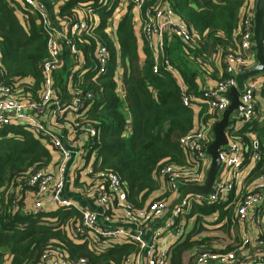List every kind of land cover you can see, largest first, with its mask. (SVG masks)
Here are the masks:
<instances>
[{
  "label": "trees",
  "instance_id": "16d2710c",
  "mask_svg": "<svg viewBox=\"0 0 264 264\" xmlns=\"http://www.w3.org/2000/svg\"><path fill=\"white\" fill-rule=\"evenodd\" d=\"M157 1L172 9L192 33L188 42L179 36L165 35L163 54L157 61L143 36L142 46L137 41L133 19L136 9L131 2L119 17H114L115 5H104L102 0H67L56 12L59 22L65 24L69 17L76 18L80 11L89 10L91 25L87 31L72 36L66 25V34L78 50L81 63L73 71V62L67 54L51 74L53 88L55 95L64 101L75 91L80 106L75 117L69 110L62 112L56 121L66 124L58 126L54 120L51 129L54 127L55 132L63 129L69 144L77 145L74 157L78 155L85 161L84 180L79 182L76 175L73 181L80 188L79 195L88 191L92 196L98 179L105 181L102 174L115 175L132 210L145 208L154 201L166 204L173 201L175 195L159 171L166 164L189 165L180 138L204 123L210 127L206 146L213 141L218 116L203 104L184 106L181 86L185 94L199 100L201 84L196 80L199 74L214 81L220 72L222 77L225 75L223 69L216 73L208 65H212L215 56L223 57L228 48L236 46L235 32L245 4V0H145L141 17ZM47 40L40 17L23 0H0V82L10 87L21 101L41 103L42 66L49 56ZM100 47L106 50L103 72L98 70L96 58ZM200 57L205 58L206 68L200 66ZM155 65L157 73L152 72ZM46 107L47 112H53L49 105ZM194 108L198 109L196 113ZM66 115L71 116L65 119ZM87 126L94 127L96 133L88 134ZM245 128L236 134L241 135ZM256 131L263 144L264 124ZM58 160V150L31 127L18 122L0 128V264H39L43 253L49 250L58 251L72 261L83 258L86 264H134L142 249L129 237L110 241L71 237L70 229L82 218L77 208L49 205L36 211L33 197L37 186L29 183L30 177L37 170L52 172ZM263 171L264 161H260L246 182L251 183ZM247 190L248 187L239 193L232 190L220 202L191 203L179 220L185 216L214 217V224H218L230 242H221L216 236L200 237L203 230L210 229L204 225L184 234L182 223L180 236L168 233L169 239H173L167 242L164 264H191L202 249L228 252L239 248L243 234L249 236L252 231L249 218L243 232L238 229L235 216L237 203ZM260 239L264 240V234L259 233L255 239L250 236V241Z\"/></svg>",
  "mask_w": 264,
  "mask_h": 264
},
{
  "label": "built area",
  "instance_id": "2783aa9c",
  "mask_svg": "<svg viewBox=\"0 0 264 264\" xmlns=\"http://www.w3.org/2000/svg\"><path fill=\"white\" fill-rule=\"evenodd\" d=\"M23 1L31 11L36 12L40 17L44 32L48 37L47 51L49 56L42 66L44 88L41 103H27L19 100L10 87L0 82V128L13 123H22L37 133L43 134L58 150L59 160L52 172L37 170L30 177L29 183L37 186L33 197V206L36 211H43L49 205L77 208L82 218L74 224V228L70 229L71 237L78 240L89 238L94 241L99 239L110 241L126 236L138 243L142 249L141 255L134 259V264H142V261L145 264H164L167 248L164 247V242H161L160 239L163 238L164 240V235L169 232L173 236H180L182 221L179 219L184 212L188 211L189 205L191 203L210 204L226 200L230 192L236 190L237 180L242 171L248 165L255 168L256 164L264 161V146L256 131L257 127L264 124V109H262L258 99L264 92V73L249 75L244 79L242 91L238 95L239 104L230 113L228 124L225 127L227 144L219 149L221 165L208 194L188 193L179 198L185 186H201L207 178L210 156L206 151V140L210 127L202 123L199 129L188 133L179 140L189 165L166 164L159 171V176L167 178L169 188L175 195L170 205L163 201H154L145 208L132 210L125 202V194L119 190L118 178L115 175L106 176L102 174L105 176V181L103 182L102 178L98 179L91 196L97 208H78L65 194L69 182L70 167L78 149H73L68 144L63 130L61 133H56L51 127L54 120L56 124H61L56 120L66 110L73 112L75 117L79 111V100L74 97L75 91L70 94V98L66 101L58 98L55 95L51 74L63 61L60 40H63L67 46V53L73 62V71H76L81 63L79 52L68 38L67 30L64 33L57 31L41 2L38 0ZM144 1L102 0V4H113L118 10L117 8L124 4L133 3L137 20L140 23L141 36L148 42L157 61L159 56L163 54L165 35L179 36L188 42L192 33L184 22L174 16L173 10L163 6L160 1H157L154 6L146 8L143 17H141ZM254 6L255 0H245L235 32L236 46L228 48L223 57H220L221 60L215 56L212 65H208L209 69L217 68L219 72L223 69L225 75L222 77L220 72V77L213 83L204 82L201 84V98L199 100L194 96L185 94L184 87L181 86L182 104L184 106L203 104L215 111L218 120L221 118L225 109L230 105L227 94L231 88L236 86V75L240 71L250 69L257 64L253 41ZM89 12V10H82L76 18L69 17L68 21L66 20L65 26L68 25L71 36L85 32L90 28ZM164 18H167V21H164ZM141 19H144L143 23ZM105 52L104 47H100L96 52L100 67L98 70L101 72L107 63ZM200 59V66L206 68L205 58L200 57ZM164 64L168 66V69L171 68L167 61ZM152 72L157 73V65L154 66ZM119 74L120 72L117 75L118 80L121 78ZM47 105H49V110L53 111L52 113L46 111ZM43 112L48 114L46 119L40 117ZM237 122H241V124L237 125ZM244 126H246L244 132L241 135L236 134ZM70 128L72 131L71 125ZM86 132L90 135L96 133L92 126H87ZM89 171L91 172V168ZM248 188L249 190L243 194L236 206L235 216L238 229L240 228L245 232L244 228L249 218V221H252L249 226H254L260 230V233L264 234L263 227H260V224L264 222V171L249 183ZM118 211H121V214ZM166 211L168 214L164 217L161 227H155L154 223ZM119 221L125 222V225L117 224ZM146 228L152 230L147 237L144 233ZM242 237L244 239L236 250L228 252L204 251L196 254L191 264H264V240L250 241V235H245V233ZM39 264H86V260L80 258L77 261H72L58 251L49 250L43 253Z\"/></svg>",
  "mask_w": 264,
  "mask_h": 264
},
{
  "label": "crops",
  "instance_id": "0c3cea01",
  "mask_svg": "<svg viewBox=\"0 0 264 264\" xmlns=\"http://www.w3.org/2000/svg\"><path fill=\"white\" fill-rule=\"evenodd\" d=\"M39 2H41L47 12H48V15L50 16V19L52 20L53 24L56 26L57 28V31L60 32V33H64L67 28L65 26V24L63 23H60L59 20H58V16H56V12L58 10V7L60 5H62L64 2H66L67 0H38ZM117 13L114 14V17H116L118 15V17L120 16V14L122 15L124 12H125V4L123 6H120L117 8ZM119 11L121 13H119ZM133 19H134V29H135V33H136V37H137V41L139 43V45L142 46V38H141V33H140V23L139 21L137 20V13L136 11L133 12ZM61 41V53H62V57L63 59H65L67 57V46L65 45L64 41L63 40H60ZM139 63L142 64L143 63V56H140V60H139ZM121 69H118V72H120ZM214 70V68H213ZM216 70V73H218L219 70H217V68H215ZM196 80L198 83L200 84H203L204 82H207V83H213L214 80L206 75H198L196 77ZM179 82L181 83V81L179 80ZM259 101H260V105L262 107V109H264V98H262V94L258 97ZM198 111L197 108H194V112L196 113ZM71 115H66V118L65 119H68ZM40 117L42 119H46L48 117V114L43 112L40 114ZM65 122H61V124H56L58 126H64ZM63 129H59L58 132L56 133H61ZM53 131H54V127H53ZM55 132V131H54ZM64 132V131H63ZM65 135V133H64ZM75 137V136H74ZM76 139H80V138H76ZM69 144V142H68ZM77 147L76 146H72L73 149H75ZM84 160H82L78 155L75 156L73 158V161H72V164H71V167H70V177H69V182H68V186H66V190H65V194L66 196H69L72 200V204L78 208H82V207H87V208H90V209H96L97 206L95 205V201L94 199L88 194L87 191L83 192L82 194L79 195V192H80V188H76L74 185H73V181L75 180L76 178V175H78V180L79 182L83 181L84 178V173H85V170H83V167H84ZM82 167V168H81ZM252 169H244L242 171V174L239 176V179L237 180V185H236V192L239 193L240 191H244L246 189V187L249 186V184L246 182V178L249 177V175L252 173V170L254 168V166H251ZM77 168H80L79 171L76 173V170ZM244 187V188H243ZM30 203V201H29ZM171 204V202L169 203V205ZM120 214V212H118ZM168 214V211H166L163 216L158 219L154 225L155 227H161L162 225V222L164 220V217ZM125 222L123 221H119L117 222V224H121V225H125L124 224ZM130 230V229H128ZM151 228H146L145 229V234L146 235H149L151 233ZM260 233V230L256 229V228H253V230L251 231L250 233V236L253 235L254 236V239L257 237V235ZM170 234V233H169ZM169 234H165L164 235V240L163 238L160 239L161 242H164V247L168 248L169 247V243L167 244L166 242L169 240L170 242L172 241L173 238H170L169 239Z\"/></svg>",
  "mask_w": 264,
  "mask_h": 264
},
{
  "label": "water",
  "instance_id": "95a60500",
  "mask_svg": "<svg viewBox=\"0 0 264 264\" xmlns=\"http://www.w3.org/2000/svg\"><path fill=\"white\" fill-rule=\"evenodd\" d=\"M167 21V18H164ZM253 41L255 43V58L257 64L250 69L242 70L236 75V86L231 88L227 94L230 99V105L225 109L221 118L213 126L214 139L207 147V153L210 156V167L207 172V178L203 185H188L182 189L181 196L188 193L208 194L212 188L215 176L220 168L219 149L227 144L225 127L228 124L230 113L239 104V92L242 91L244 79L256 73H264V0H255L253 16Z\"/></svg>",
  "mask_w": 264,
  "mask_h": 264
},
{
  "label": "rangeland",
  "instance_id": "374dc122",
  "mask_svg": "<svg viewBox=\"0 0 264 264\" xmlns=\"http://www.w3.org/2000/svg\"><path fill=\"white\" fill-rule=\"evenodd\" d=\"M241 124V122H237V125ZM264 144V143H263ZM247 169L249 171V169H252V167L250 165L247 166ZM214 217L208 216L205 217L201 216L198 217L197 216H192V218H188L185 216V218H182V223H184V227H183V233H190L193 230H198L200 228H204V226H206L207 228H210L209 230H203L199 236L203 237V236H216L221 242H230V238L228 236H226L223 230H220L218 226V224H214L213 221ZM204 225V226H203ZM260 227H263V232H264V222L260 224ZM213 228V229H212ZM215 228V229H214ZM251 230H253V228H255L254 226L250 227ZM206 251V249H202V250H198L196 254H199L201 252ZM192 252V251H191ZM189 253L186 255L189 257ZM195 257V256H194Z\"/></svg>",
  "mask_w": 264,
  "mask_h": 264
}]
</instances>
